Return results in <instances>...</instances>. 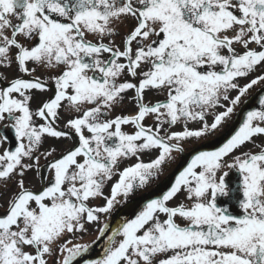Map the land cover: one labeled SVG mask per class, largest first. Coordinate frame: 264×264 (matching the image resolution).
<instances>
[{"label": "snow or ice", "instance_id": "1", "mask_svg": "<svg viewBox=\"0 0 264 264\" xmlns=\"http://www.w3.org/2000/svg\"><path fill=\"white\" fill-rule=\"evenodd\" d=\"M0 264H264V0H0Z\"/></svg>", "mask_w": 264, "mask_h": 264}, {"label": "flooded vegetation", "instance_id": "2", "mask_svg": "<svg viewBox=\"0 0 264 264\" xmlns=\"http://www.w3.org/2000/svg\"><path fill=\"white\" fill-rule=\"evenodd\" d=\"M257 92H259V89L251 90L249 97L250 102L242 103L241 106L237 109L238 115L236 117H233V120L225 125L222 130L218 131L215 136L209 137L207 140H202L197 144L186 145L185 153L182 156L179 154L177 155L176 162L165 168L164 175L161 176L160 180L145 191L138 192L135 196L131 197L129 203L123 206L118 205L117 211L116 213H114V217L120 214L131 216L134 212L138 211L143 201L157 195L164 186L168 185L174 179L177 170L186 163L188 158H190V153L194 152L195 150H212L215 146H218V144L222 142L236 126L239 114L243 111L248 110L255 104L254 98L256 97ZM129 111H131V109ZM85 239L91 240L94 239V236H86ZM97 251H99V249L90 253L89 255L95 257Z\"/></svg>", "mask_w": 264, "mask_h": 264}]
</instances>
